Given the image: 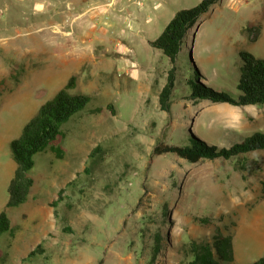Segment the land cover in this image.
<instances>
[{
  "label": "rangeland",
  "instance_id": "1",
  "mask_svg": "<svg viewBox=\"0 0 264 264\" xmlns=\"http://www.w3.org/2000/svg\"><path fill=\"white\" fill-rule=\"evenodd\" d=\"M89 1L0 0V210L15 167L9 141L70 75L71 91L94 94L96 104L111 103L114 111L70 121L60 158L50 151L34 156L28 199L5 208L10 223L20 225L7 264H147L159 228L165 249L155 264H181L179 244L215 226L231 236L233 263L264 257V150L243 160L245 171L235 167L236 157L188 162L151 153L157 142L185 143L187 133L228 146L264 131V104L193 103L184 97L187 85L176 86L197 77L236 95L238 52L264 57V0H218L198 18L186 40L184 62L190 63L176 76L168 112L157 92L169 62L149 40L176 10L200 0H106L105 11L80 20ZM62 19L66 34L54 29L55 23L66 29ZM88 36L104 37L106 53ZM81 39L92 50L69 55ZM99 141L112 154L88 180L82 170ZM5 237L0 234V247ZM37 244L43 251L28 256Z\"/></svg>",
  "mask_w": 264,
  "mask_h": 264
},
{
  "label": "trees",
  "instance_id": "2",
  "mask_svg": "<svg viewBox=\"0 0 264 264\" xmlns=\"http://www.w3.org/2000/svg\"><path fill=\"white\" fill-rule=\"evenodd\" d=\"M217 1L200 0L189 8L176 10L162 31L155 38L149 40L151 47L158 49L169 62L165 80L157 92V101L161 110L170 111L173 92L178 84L182 85L183 89L187 85L184 97L193 103L207 99L213 102H227L235 106L264 104V57H257L246 50L238 52L241 61L235 86L236 95L227 90H218L201 84L197 77L183 78L182 83L178 81L176 84V76L182 66L190 63L184 62V59L189 57L188 53L185 57L189 32L198 18ZM74 86L75 75H70L66 83L51 98L39 105L35 113L23 124L20 134L9 141L10 155L15 162V168L7 185V200L4 208L0 210V234L6 233L12 237L18 230L17 224L10 223L5 208L17 206L28 199V194L34 183V178L28 173V170L34 165V156L50 151L56 158H60L61 141L69 131L70 121L75 118L84 114L96 115L106 110L114 114L111 103L96 104L94 94L71 91ZM185 138L186 142L182 144L157 142L151 153L153 155L172 153L188 162H196L202 158L231 159L236 157V160L241 159V161L237 162L235 167L239 171H245L248 166L243 160L256 150H264L263 130H255L228 146L208 143L192 133H187ZM111 154V145H106V142L99 141L91 148L88 153L89 162L82 170L88 180L96 170H100L102 161ZM261 185V191L264 193V181H261ZM60 193L58 196L61 195ZM167 211V206L162 205L161 215L163 217ZM163 217L162 219H164ZM142 218L147 220L145 216ZM200 221L205 223L208 218H200ZM63 229L70 231L68 226ZM162 236L160 228L151 236L152 243L148 252L145 253L147 264H155L160 251L165 249L161 244ZM168 237L167 234L165 236L167 241ZM178 248L181 252V264H240L233 263L230 234H223L218 226H215L211 234H199L188 238L180 243ZM142 249L143 247H141ZM37 251H43L39 244L29 252L28 256ZM4 259L5 256L0 257V262H3ZM245 264H264V257Z\"/></svg>",
  "mask_w": 264,
  "mask_h": 264
},
{
  "label": "crops",
  "instance_id": "3",
  "mask_svg": "<svg viewBox=\"0 0 264 264\" xmlns=\"http://www.w3.org/2000/svg\"><path fill=\"white\" fill-rule=\"evenodd\" d=\"M81 7L82 8L80 9V11L78 13V18H80V20L83 19L88 13H90V16H95V14H99L100 12L105 11L106 0H90L88 3L81 5ZM56 12H58V11H56ZM59 12H61V11H59ZM64 22H66V21H64L62 19L61 26H63V25L66 26L65 30L60 29L59 26L57 25L58 23L53 24V25H55L54 29L57 31H60V32H64L65 34L68 33L69 31L67 30V27H69V23L66 25ZM96 29H98L101 33H105V29L102 27H99V28L96 27ZM86 38L88 40H94V42L101 44L102 45L101 52L106 53V42H104V37L88 36ZM81 41H83V39H81ZM92 44L85 43V40H84L83 42H81V45L79 47H75V48L71 49L70 52H68V54L76 56L78 58V56H80L84 53V50L86 52L91 51L92 50ZM84 93H86V92H84ZM88 94H90V93H88ZM13 171H14V169H13ZM17 225H18V230L15 232L14 236L11 237L5 233L6 237L3 238V240H2L3 246L0 247V257L5 256V259L3 262H0V264H7L8 263L9 253L15 247V244H16L15 241H17V237H19V235H20L19 234L20 233L19 232L20 231V225L19 224H17ZM17 250H18V248H17Z\"/></svg>",
  "mask_w": 264,
  "mask_h": 264
},
{
  "label": "bare ground",
  "instance_id": "4",
  "mask_svg": "<svg viewBox=\"0 0 264 264\" xmlns=\"http://www.w3.org/2000/svg\"><path fill=\"white\" fill-rule=\"evenodd\" d=\"M84 41V40H83ZM83 41H81V42H83Z\"/></svg>",
  "mask_w": 264,
  "mask_h": 264
}]
</instances>
